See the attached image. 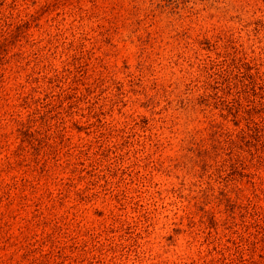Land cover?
I'll list each match as a JSON object with an SVG mask.
<instances>
[{"label": "rangeland", "instance_id": "rangeland-1", "mask_svg": "<svg viewBox=\"0 0 264 264\" xmlns=\"http://www.w3.org/2000/svg\"><path fill=\"white\" fill-rule=\"evenodd\" d=\"M0 264H264V0H0Z\"/></svg>", "mask_w": 264, "mask_h": 264}]
</instances>
